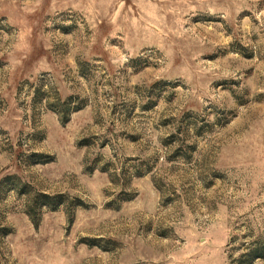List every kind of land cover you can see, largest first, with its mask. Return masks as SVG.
I'll return each instance as SVG.
<instances>
[{
	"label": "rangeland",
	"instance_id": "1",
	"mask_svg": "<svg viewBox=\"0 0 264 264\" xmlns=\"http://www.w3.org/2000/svg\"><path fill=\"white\" fill-rule=\"evenodd\" d=\"M0 264H264V0H0Z\"/></svg>",
	"mask_w": 264,
	"mask_h": 264
}]
</instances>
